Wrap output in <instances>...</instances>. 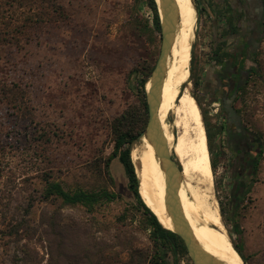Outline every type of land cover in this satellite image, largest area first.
I'll return each mask as SVG.
<instances>
[{"label":"rangeland","instance_id":"obj_1","mask_svg":"<svg viewBox=\"0 0 264 264\" xmlns=\"http://www.w3.org/2000/svg\"><path fill=\"white\" fill-rule=\"evenodd\" d=\"M222 1L193 0L196 29L189 77L180 93L188 88L209 131L212 191L232 246H241L248 264H264V37L257 53L258 74L242 98L244 116L261 137L263 154L235 216L238 232L224 217L231 188L229 151L200 91L212 69L213 24L218 33L224 32L223 24L228 26L230 10ZM58 3L65 17L31 30L30 40L18 46L0 44V264H47L48 238L55 239L47 225L59 222L57 213L61 224L81 223L75 230L79 243L91 245L94 238L101 244L104 257L98 255V264H124L130 250L151 255L154 242L146 216L127 187L123 166L116 158L110 162L111 182L104 161L114 148L113 119L129 107H142L137 82L149 80L160 34L144 0ZM178 117L170 112L166 118L174 136L183 128L175 124ZM187 133L194 135L190 127ZM192 151L188 149L181 161L176 158L181 169L190 165L189 176L197 183L202 174L194 169ZM131 160L137 171V162ZM50 181L69 191L107 189L118 198L92 207L66 204L46 196ZM199 187L204 189L201 183ZM167 262L174 264L171 254ZM177 264L193 263L188 254H179Z\"/></svg>","mask_w":264,"mask_h":264},{"label":"bare ground","instance_id":"obj_2","mask_svg":"<svg viewBox=\"0 0 264 264\" xmlns=\"http://www.w3.org/2000/svg\"><path fill=\"white\" fill-rule=\"evenodd\" d=\"M175 1L179 18L167 60L158 117L170 151L181 161L188 149L193 150L196 156L194 169L202 174L199 182H192L189 176L190 165L183 164L178 200L194 238L205 252L226 264H245L232 246L220 216L218 202L213 195V173L200 106L188 88L180 93L181 85L187 82L189 77L190 48L196 29L197 12L193 0ZM149 85L150 82L147 81L146 88ZM170 112L179 116L175 124L183 125L182 132L177 136L173 135L166 122ZM189 127L193 130V137L187 135ZM131 156L138 164L136 174L142 200L156 214L162 226L172 229L171 219L165 210V175L154 148L142 137L132 149ZM200 183L204 185L202 190Z\"/></svg>","mask_w":264,"mask_h":264},{"label":"trees","instance_id":"obj_3","mask_svg":"<svg viewBox=\"0 0 264 264\" xmlns=\"http://www.w3.org/2000/svg\"><path fill=\"white\" fill-rule=\"evenodd\" d=\"M144 1L152 11L154 29L160 34L159 15L155 0ZM63 17H65L64 10L58 3V0H0V44L18 46L22 41L26 42L30 40L31 30L40 28L44 24L55 22ZM227 24L229 31L234 32L237 30L232 18L229 17L227 19ZM222 46L223 42L215 45L212 50L211 59H219L221 57L218 52ZM147 78H142L137 82L143 97L142 107H129L125 109L111 123L114 134V148L104 161V169L112 182L113 180L109 173V164L113 159H118L123 166L127 178V187L132 193L135 203L142 209L146 216V223L151 229V235L153 237L154 250L151 255L134 253V251L130 250L129 259L124 264H168V254H171L173 263L177 264V256L179 254H187L185 246L176 233L163 227L159 223L153 212L143 202L138 189L139 180L130 155V145L134 142L138 133L144 129L148 118L145 101V84ZM206 134L207 138H209L207 128ZM209 149V152L211 151L212 153L211 148ZM172 157L176 160L175 156ZM46 196L48 198H59L66 204H80L90 207L103 200L113 201L118 198V194L107 189L97 191H69L65 190L59 182L54 181L47 182ZM56 217L59 222L50 220L47 225L49 228V236L55 237L54 240L48 238L49 258L47 264H98V255L100 254L101 259L104 257L100 253L101 244L93 238L91 245H82L75 237L76 226H81V223L76 221L68 226L60 223L58 213ZM234 231L238 232L236 228H234ZM233 245L243 261L248 264L241 246L238 243ZM79 247L80 249H78ZM91 249L92 252L90 251ZM117 254V252H111L110 255L116 256ZM107 264H113V261H108Z\"/></svg>","mask_w":264,"mask_h":264},{"label":"flooded vegetation","instance_id":"obj_4","mask_svg":"<svg viewBox=\"0 0 264 264\" xmlns=\"http://www.w3.org/2000/svg\"><path fill=\"white\" fill-rule=\"evenodd\" d=\"M224 1L230 6L228 14L234 17L233 20L240 18V29L214 37L210 55L215 45L223 42L218 52L221 57L211 59L212 69L200 91L207 107L214 113L210 114L212 122L221 129L223 146L229 151L231 188L224 217L234 229L236 213L259 170L263 154L261 137L244 116L245 101L242 98L251 78L258 74L257 53L264 37V0ZM222 149L220 144L219 150Z\"/></svg>","mask_w":264,"mask_h":264},{"label":"water","instance_id":"obj_5","mask_svg":"<svg viewBox=\"0 0 264 264\" xmlns=\"http://www.w3.org/2000/svg\"><path fill=\"white\" fill-rule=\"evenodd\" d=\"M155 3L159 15L161 42L159 54L148 80L150 85L148 88L145 86L148 118L144 129L139 134V139L144 137L152 145L164 171L166 182L165 210L172 222V229L170 230L181 238L192 263L226 264L202 249L193 236L178 200V190L182 181L181 163L177 158L176 160L172 158V155H175L170 151L164 136L158 117V108L167 69V60L174 41L179 13L175 0H155ZM192 49L193 46L191 45L190 56ZM153 214L156 216L154 212ZM156 218L159 221L157 216Z\"/></svg>","mask_w":264,"mask_h":264},{"label":"crops","instance_id":"obj_6","mask_svg":"<svg viewBox=\"0 0 264 264\" xmlns=\"http://www.w3.org/2000/svg\"><path fill=\"white\" fill-rule=\"evenodd\" d=\"M222 2H224V5L226 6V9H229V10H230V6H229V4H228L226 1H224V0H223ZM229 17L232 18V20H233V18H234V17L228 15V16H227V19H228ZM235 18H239V17H237V16L235 15ZM233 22H234V25L236 26L237 30H239V29H240V26H239V24H240V18H239L238 21L233 20ZM223 25H224V26H223V28H224V32H223V33H225V32H227V31L229 30V26H225V24H223ZM227 25H228V24H227ZM213 32H214V37L217 36V34H222L221 32L218 33V28H217L214 24H213Z\"/></svg>","mask_w":264,"mask_h":264}]
</instances>
